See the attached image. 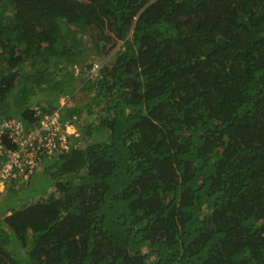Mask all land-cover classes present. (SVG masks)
<instances>
[{"label":"trees","instance_id":"16d2710c","mask_svg":"<svg viewBox=\"0 0 264 264\" xmlns=\"http://www.w3.org/2000/svg\"><path fill=\"white\" fill-rule=\"evenodd\" d=\"M77 92L106 115L0 200V264H264V0H0V121Z\"/></svg>","mask_w":264,"mask_h":264},{"label":"built area","instance_id":"2783aa9c","mask_svg":"<svg viewBox=\"0 0 264 264\" xmlns=\"http://www.w3.org/2000/svg\"><path fill=\"white\" fill-rule=\"evenodd\" d=\"M100 68L99 63H94L87 71L76 64L71 70L77 80L83 78L97 80L100 76ZM67 126H71L70 120L63 122L58 110L49 116H43L40 121L31 125L23 123L18 118L1 119L0 191L19 190L18 182L26 185L44 160L50 162L56 156L68 151V137L71 135L67 134ZM4 141L14 145V149L7 148ZM13 184L15 187L12 186Z\"/></svg>","mask_w":264,"mask_h":264},{"label":"rangeland","instance_id":"374dc122","mask_svg":"<svg viewBox=\"0 0 264 264\" xmlns=\"http://www.w3.org/2000/svg\"><path fill=\"white\" fill-rule=\"evenodd\" d=\"M118 49H119V46H117L115 48L113 53L118 51ZM99 78H100V76H99ZM99 78L97 80H99ZM80 84L81 83H79V85ZM80 89H81V87H80ZM38 97H39V95H37L33 98V105H37V107H39V108L40 107L41 108H47L48 106L46 105V103H44L43 101H41V102L37 101V100H39ZM87 97H88L87 93H84V92H80V93L77 92L74 96L68 94V95L64 96L63 102L59 106V109H65L66 108V110H67L66 116L67 117H65V118L70 119V120H74L72 122L70 121L71 126H67V128H68L67 134H70L73 137H77V135H79V134L81 136V132H83L85 130V128H87L89 125H91L92 127H96V126L100 125L103 118L106 115V110H104L100 106V104H96L94 106V108L92 110H90V113H89V110H87V108L85 107ZM44 98L45 97H42L41 99H44ZM59 109H57V110H59ZM87 113H88V115H87ZM45 114L47 116H49L52 113H50V114L45 113ZM45 114H43V115L46 116ZM67 128H66V130H67ZM108 138H109V131L106 128H103L102 131L100 132V136L97 139H100L102 141H107ZM83 145H84L83 142L78 143L79 148H82ZM31 156H32V154H31ZM51 163H52V161H50V163H48L47 160H44L39 165V167L35 170L33 176L26 183V185L25 184L21 185V183L18 182V184L20 186L19 190L14 189L12 192H9L10 190L3 191V189H2V191H0V200L4 199L7 196H9V197L12 196V199H15V201L18 202L19 200H21L22 202H24V201H33L36 198H38L39 200L41 198H45V197L47 198L50 194H52V196L56 195L55 194V191H56L55 187L48 188V183L45 182V179L47 177V174L45 171L51 170V168H50ZM85 176H86V172H85V170H83L80 173V177L83 180L85 178ZM12 186L15 187V184H13ZM5 204H7V203H5ZM5 204L0 203V207L4 206ZM21 207H23V205L19 204L17 208L19 209ZM9 215H10V213H6L4 215V217L9 216Z\"/></svg>","mask_w":264,"mask_h":264}]
</instances>
